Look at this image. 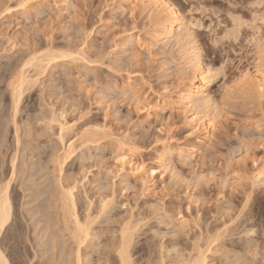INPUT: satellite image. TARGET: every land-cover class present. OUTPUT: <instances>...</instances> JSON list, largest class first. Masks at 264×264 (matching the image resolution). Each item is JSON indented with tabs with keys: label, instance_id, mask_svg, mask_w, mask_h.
Wrapping results in <instances>:
<instances>
[{
	"label": "rangeland",
	"instance_id": "obj_1",
	"mask_svg": "<svg viewBox=\"0 0 264 264\" xmlns=\"http://www.w3.org/2000/svg\"><path fill=\"white\" fill-rule=\"evenodd\" d=\"M24 1L21 6L22 0H0V171L9 179L15 163L17 176L10 182L11 230L0 235L9 263L72 262L65 227L55 220L63 216L57 189L77 180L72 211L81 221L90 213L94 221L95 233L81 252L85 264H117L115 243L122 227L133 233L132 264H159L160 258L176 264L178 255L194 257L198 246L210 248L207 264H264V55L259 51L264 0H165L188 29V39L179 41L164 34V15L155 18L147 4L69 0L65 10L62 0ZM234 17L242 19L236 32L230 23ZM185 49L194 56L192 63L198 61L197 71L204 70L205 94L213 103L210 116L199 115L215 125L205 141L177 103V91L193 78ZM45 51L57 56L56 63L27 83L28 89L24 85L14 119L9 82H15L29 55ZM28 67L22 69L35 78ZM246 73L252 81L243 79ZM52 112L61 113L69 127L65 144L76 146L61 166ZM119 153L142 170H121ZM106 200L109 207L101 213Z\"/></svg>",
	"mask_w": 264,
	"mask_h": 264
},
{
	"label": "bare ground",
	"instance_id": "obj_2",
	"mask_svg": "<svg viewBox=\"0 0 264 264\" xmlns=\"http://www.w3.org/2000/svg\"><path fill=\"white\" fill-rule=\"evenodd\" d=\"M131 2V4L132 5H137L138 3V5H148L151 9H153L154 10V17L156 18H158V17H160V15H164V17H165V20H164V22H163V24H164V27H162V28H164V34L167 36V37H169V39H172V38H174V39H177L178 41L179 40H181V39H183L184 37L186 38L187 37V39H188V37L190 36V35H188V32H187V28L183 25V23H182V18H180V16H179V14L174 10V8H173V6L171 5V4H169V3H167L165 0H149V1H147V0H130ZM252 1V0H251ZM256 2L258 1L259 2V0H255ZM254 1V2H255ZM21 2V1H20ZM136 2H137V4H136ZM147 2V3H146ZM254 3L255 5L258 3ZM262 2V1H261ZM247 3V2H246ZM251 4V2H248V4ZM21 4V3H20ZM25 4V1L24 0H22V4H21V6H23ZM70 4H71V2H70ZM70 4H69V0H62V6H63V9H68V7L70 6ZM130 4V5H131ZM244 4H245V2H244ZM261 4V3H260ZM69 5V6H68ZM253 4H251L250 6H252ZM247 6V5H246ZM258 6H260V5H258ZM257 6V7H258ZM134 8H136V7H134L133 6V9ZM252 8H253V6H252ZM258 10H259V8H257ZM69 10V9H68ZM132 10V9H131ZM249 10V9H248ZM252 10V9H251ZM255 10H256V8H255ZM254 10V11H255ZM253 11V10H252ZM232 12V11H231ZM235 12V11H234ZM260 12V11H259ZM258 12V13H259ZM228 13H229V11H228ZM250 13V12H249ZM255 13H257V10H256V12ZM261 13V12H260ZM227 14V13H226ZM230 14V13H229ZM229 14H227V15H229ZM236 14H237V11H236ZM250 14H252V13H250ZM233 15V14H232ZM255 15V18L257 17L256 15H258V14H254ZM260 15V14H259ZM234 16H236V15H234ZM239 16V15H238ZM250 16H252V15H250ZM231 17V16H230ZM229 17V18H230ZM240 17V16H239ZM240 18H242V17H240ZM240 18H238V19H240ZM252 18V20H253V16L251 17ZM232 19V18H231ZM230 19V20H231ZM237 18L235 19V17H234V19H232V22L230 21V23H232V28L233 29H235V32L236 31H238V30H236L237 28L236 27H238L240 24H237L238 22H240L239 20H238ZM261 19V18H260ZM259 18H258V20H260ZM158 20V19H157ZM252 20H251V22H252ZM156 21V20H155ZM249 21H250V19H249ZM248 21V22H249ZM255 21V20H254ZM243 24H244V22H243ZM251 24H254V22H252V23H250V25ZM163 26V25H162ZM242 26V25H241ZM241 26H239V27H241ZM247 26V25H246ZM252 27H254V25L252 26ZM229 28V27H228ZM232 28H230V29H232ZM230 29H228V30H230ZM233 29L231 30L232 32L231 33H233ZM178 31L177 33H175V31ZM226 30V29H225ZM227 30V31H228ZM235 32H234V34L233 35H236L235 34ZM227 33V32H226ZM224 35H225V32L223 33ZM230 34V32L228 33V35ZM238 34V33H237ZM231 35V34H230ZM229 35V36H230ZM237 36V35H236ZM155 38L157 37V36H154ZM225 37V36H224ZM227 37V36H226ZM225 37V38H226ZM185 38L183 39V40H185ZM157 39V38H156ZM165 39H167V38H165ZM233 39H236V38H233ZM190 41V40H189ZM256 41V40H255ZM260 41V40H259ZM258 40H257V42H256V44H257V49L260 47V45L258 44V43H260ZM181 42V41H180ZM186 42H187V40H186ZM188 45H190L191 46V44H188ZM259 45V46H258ZM187 46V45H186ZM188 48H189V46H188ZM194 49V48H193ZM48 50H50V49H48ZM190 50H186L185 49V53H184V60L186 61V64L188 65V69L192 72V75H193V78L191 79V81H190V83L188 84L189 86L184 90V91H177V103H178V106H179V108L180 109H182L183 110V114H185V113H190V115H189V117H187L188 118V120H190L192 123L191 124H194V130L196 129V131L198 130V131H203V133H202V136H203V138H204V141L205 140H208V138H209V134L211 133V131H213L214 130V128H215V125H214V122H213V120L212 119H210V118H205L204 116H199V115H202L203 114V112H206V113H208V115L210 116V114H212V112L214 111V109H213V103L209 100L210 99V97L208 98L207 96H206V94H205V92H206V86H207V78H205V76H204V74L203 73H205V72H202V71H204V70H202L201 68V71H197V67H198V65H199V63H198V61H196V62H193L192 63V61H193V58L192 57H194V56H191L192 54L189 52ZM259 51H261L260 52V56L261 57H263V55H264V48L262 49V46L259 48ZM47 51H45V53H46ZM33 53V52H32ZM43 53L42 52V54H32V55H29V56H31L28 60H27V62H26V60L25 61H23L24 62V65L22 66V67H20V66H18L19 67V70L20 71H18L17 70V73L19 72V75L16 73V76H14L15 78V82H9V83H11V85L8 83V85H10L11 86V89L10 90H8V91H10L11 92V100H12V102H13V113H12V115H13V117L12 118H14L15 119V113L17 112V110H18V107L16 108V103H17V101H19V98L21 99V97H19V96H22V93H23V91H22V88H24V85H25V88H27L26 87V84L27 83H30L31 81H35L36 80V78L37 77H39L40 76V73H42V71L43 72H45V70L48 68V67H51V66H54L53 64L54 63H56L55 62V60H56V57L54 56V54H52V53ZM261 53H262V55H261ZM28 55V54H27ZM195 56H196V54H195ZM28 57V56H27ZM26 57V58H27ZM260 57V58H261ZM25 58V59H26ZM259 58V59H260ZM264 58V57H263ZM196 59V58H195ZM194 59V60H195ZM23 60V59H22ZM83 60V59H82ZM20 61V60H19ZM23 62H22V64H23ZM26 62V63H25ZM198 64V65H197ZM27 65V67L29 66L30 67V65H31V67L33 68V71L35 72V78L33 77H30L28 74H26V72L27 71H25L24 72V68L23 67H25ZM186 65V66H187ZM28 67V68H29ZM30 67V68H31ZM21 68V69H20ZM23 68V69H22ZM13 69V68H12ZM199 70V69H198ZM13 72V71H12ZM28 73V72H27ZM26 75H28V76H26ZM39 75V76H38ZM260 76H262V75H260ZM13 77V75L11 76V78ZM199 77V79H196V78H198ZM10 78V79H11ZM250 78L251 79H253L252 78V76L249 74V73H246V74H244L243 75V79H248V81L250 80ZM254 79H256L255 77H254ZM256 80H259V79H256ZM263 80V79H262ZM250 81H252V80H250ZM254 81V80H253ZM261 81V80H260ZM255 82V81H254ZM259 82V81H258ZM258 82H257V86L258 87H260V89L261 88H263V83L262 82H260L259 84H258ZM32 83V82H31ZM30 83V84H31ZM262 83V84H261ZM30 84L28 85L27 84V86H30ZM33 85V84H32ZM31 85V86H32ZM10 86H9V88H10ZM29 88V87H28ZM27 88V89H28ZM26 89V90H27ZM22 91V92H21ZM24 91H25V89H24ZM10 94V93H9ZM21 94V95H20ZM209 96V95H208ZM20 102V101H19ZM12 105V104H11ZM11 105H10V108H11ZM17 109V110H16ZM10 111H11V109H10ZM50 111V110H49ZM48 111V112H49ZM47 112V113H48ZM53 112H55V111H53ZM52 112V115H50L51 116V120H52V122H54L53 120H56L57 122V128H58V134H57V141H58V143L60 144V146H61V151L56 155V159H58V160H61L60 162H59V164L57 163V162H55V163H57V165H59V166H61L63 163V160H66V158H68L67 156L69 155L70 156V154L74 151V142H68L69 144L67 145V144H65V135H66V133H67V130H68V126H67V124L66 123H64L61 119H62V114L60 113V114H58V116L57 115H55L54 113ZM192 112V113H191ZM202 113V114H201ZM49 114V113H48ZM11 115V116H12ZM17 115V114H16ZM205 115H207V114H205ZM47 116V115H46ZM46 116H45V118H46ZM55 116H57L58 118L56 119L55 118ZM186 116V115H185ZM208 117V116H207ZM40 118V117H39ZM39 118H37V119H39ZM47 119V118H46ZM50 119V118H49ZM48 119V120H49ZM11 120H13V119H11ZM42 120H43V115H42ZM42 120H41V122H42ZM51 120H49L50 122H51ZM14 121V120H13ZM36 121H39V120H36ZM48 121V122H49ZM51 122V123H52ZM12 123V122H11ZM13 123H16V122H13ZM12 123V124H13ZM15 125H18V124H15ZM23 127V126H22ZM14 128L15 127H12V129H13V131H14V134H15V130H14ZM27 128V127H26ZM102 128V127H101ZM104 128V127H103ZM19 130H20V126H19ZM18 130V128H17V132L19 131ZM98 130V129H97ZM96 130V131H97ZM100 130H102V129H99V132L98 133H100V132H102V131H100ZM22 131V130H21ZM89 131V130H88ZM16 132V135L18 134ZM23 132H24V129H23ZM22 132V133H23ZM87 132V131H86ZM90 132H91V129H90ZM25 133H27L26 131H25ZM24 133V134H25ZM88 134V133H87ZM93 134V133H92ZM105 134V133H104ZM27 135V134H26ZM91 135V134H90ZM101 135V134H100ZM106 135V134H105ZM80 136V135H79ZM85 136V132H83L82 131V133H81V136L80 137H84ZM89 136V135H88ZM87 136V137H88ZM96 136V135H95ZM95 136H94V138H95ZM98 136V135H97ZM211 136V135H210ZM2 137V136H1ZM15 137V136H14ZM18 137V136H17ZM16 137V138H17ZM85 138V137H84ZM19 139V138H18ZM17 139V140H18ZM88 139V138H87ZM81 140V139H80ZM79 140V141H80ZM1 141V140H0ZM95 141H97V140H95ZM116 141V140H115ZM201 141V140H200ZM2 142V141H1ZM84 142V141H83ZM15 143H17L18 144V141H16ZM86 143V142H85ZM205 143V142H204ZM16 144V149L18 148V145ZM87 144V143H86ZM118 144H123V142H120V141H118L117 140V145ZM3 145V144H2ZM1 145V146H2ZM85 145V144H84ZM14 146H15V144H14ZM123 146V145H122ZM76 147V146H75ZM26 148V147H25ZM24 151V150H23ZM193 151V150H192ZM3 152V151H2ZM1 153V152H0ZM16 153H18V150H17V152ZM15 153V154H16ZM30 153V152H29ZM37 153V152H36ZM42 153V152H41ZM40 152L38 153L39 155L41 154ZM53 153V152H52ZM4 154V153H3ZM31 154V153H30ZM43 154V153H42ZM41 154V155H42ZM17 155V154H16ZM15 155V156H16ZM25 155V154H24ZM27 155V154H26ZM26 155H25V157H26ZM29 155V154H28ZM27 155V156H28ZM55 155V154H54ZM33 158L34 157H36V155L34 156V153H33ZM31 156V157H32ZM188 156H190V154H188ZM0 157H1V155H0ZM13 157V156H12ZM18 157V156H17ZM29 157V156H28ZM27 157V158H28ZM191 157V156H190ZM15 158V157H14ZM53 158V157H52ZM10 159H12V158H10ZM9 159V160H10ZM18 159V158H17ZM53 159H55V158H53ZM52 159V160H53ZM116 159H117V161H118V164H119V166L121 167V170H123V169H125V167H128L129 169L131 168V167H134L135 166V164H132L131 162H130V160H129V158L127 157V155L126 154H124V153H119L118 155H117V157H116ZM188 159H190V158H188ZM23 160H26V159H24V157H23ZM187 160V159H186ZM11 161V160H10ZM13 161V160H12ZM16 161H18V160H16ZM55 161V160H54ZM53 162V161H52ZM160 162V164H161V166L162 167H166L167 165H165L164 163H163V160H161V161H159ZM21 163H23V162H21ZM54 163V162H53ZM54 163V164H55ZM62 163V164H61ZM166 163V162H165ZM25 164V163H24ZM39 164V163H38ZM36 165L35 164V166H39V165ZM44 164V163H43ZM10 165H12L11 166V170H9V168H8V170L10 171V174H8V176L10 177H8L9 179H7L6 180V177H7V175L5 174V172L4 171H0V219H3L4 221H5V223H4V228L2 229V230H0V235L1 234H3V236H4V233H6V231L9 229V223H10V217H11V215H12V200H11V194H12V191H11V188H10V182H12L11 180H12V177H14V175H16V173H14V169H15V167H14V165H15V163L13 164V163H10ZM45 165V164H44ZM56 165V164H55ZM56 165V166H57ZM1 166H4V165H1ZM16 166H17V164H16ZM23 166V165H22ZM26 166V165H25ZM33 166V165H32ZM41 166V165H40ZM39 166V167H40ZM55 166V167H56ZM17 168V167H16ZM25 168V167H24ZM30 168H31V166H30ZM33 168V167H32ZM41 168V167H40ZM43 168V170H44V166L42 167ZM41 168V169H42ZM54 168V167H53ZM139 168L140 167H136L135 166V170H139ZM23 169V168H22ZM35 169H36V167H35ZM133 168L132 169H130L131 171L132 170H134ZM1 170V169H0ZM25 170V169H24ZM30 170V169H29ZM32 170V169H31ZM37 170V169H36ZM53 170V169H52ZM58 170H61V169H58ZM142 169L140 168V170L139 171H141ZM8 171V172H9ZM26 171V170H25ZM41 172V170H37L36 172ZM54 171V170H53ZM136 171V172H137ZM138 171V172H139ZM7 172V171H6ZM7 172V173H8ZM16 172L18 173V171L16 170ZM20 172V171H19ZM30 172V171H29ZM29 172H28V174H29ZM38 172V173H39ZM152 172L153 171H150L149 173L152 175V176H150L151 178L153 177V174H152ZM26 173V172H25ZM32 172H30V174H31ZM43 173V172H42ZM60 173V172H59ZM149 173H148V175H149ZM45 174V173H44ZM6 175V176H5ZM18 175V174H17ZM25 175V174H24ZM23 175V178H25V176H28V175H25L24 176ZM32 175V174H31ZM30 175V176H31ZM36 175V174H35ZM40 174H38V176H39ZM47 175V174H46ZM41 176V175H40ZM42 176H43V174H42ZM41 176V177H42ZM15 177H17V176H15ZM15 177H14V179H15ZM37 177V176H36ZM41 177H40V179H41ZM22 178V177H21ZM26 178H28V177H26ZM34 178V177H33ZM55 178V177H54ZM13 179V180H14ZM28 179H30V178H28ZM43 179V178H42ZM60 179V178H59ZM35 180V179H34ZM34 180H31V181H34ZM22 181V180H21ZM23 181H24V179H23ZM36 181H37V179H36ZM57 181V180H56ZM26 182V181H25ZM60 183H61V181H59ZM77 183H79V181L77 182V180L75 181H73L71 184H69V185H62L61 184V186H59L58 187V185H57V187L59 188V189H57V190H60V195L59 196H61V197H59V198H61L60 200H59V202L60 203H58L59 204V206H57L58 207V209H54L53 208V203H52V205H50V208L51 209H54V210H58V211H62L63 212V216H61L60 217V220H55V222H59L60 221V223H62L63 225H64V229H65V232L67 233V238H68V240L67 241H65V243L64 244H68V242H69V245H70V247L73 249V260L71 259V261L72 262H70V260L68 259V261L66 260V263H62V264H85L87 261L86 260H88V259H86V260H84V256L82 255V248H85L86 249V247H87V249H88V247L89 246H87V242L88 241H90V239H92V237H93V234L92 233H95V232H92V230H91V228H90V226L92 227V225H91V222H92V218H91V216L89 215V214H86V216H85V218H84V220L82 219V221H81V218H79L78 216H77V214H76V212H74V211H72L73 209H74V198L75 197H73V192H74V190L77 188ZM44 184V183H43ZM57 184H58V182H57ZM47 187V186H46ZM21 188V187H20ZM27 189H28V187H27ZM40 189V188H39ZM50 189V188H49ZM49 189H47V190H49ZM23 190V189H22ZM33 190V189H32ZM34 190H36L37 191V189H34ZM42 190H44V189H42ZM14 191V190H13ZM30 191V190H29ZM41 192V191H40ZM33 194V193H32ZM41 194V193H40ZM44 194V193H43ZM46 194V193H45ZM51 194H52V192H51ZM53 195V194H52ZM47 196V195H46ZM58 196V195H57ZM30 197V196H29ZM33 197L34 196H32V201H33ZM37 197V196H36ZM52 197V196H51ZM24 198V197H23ZM49 198V197H48ZM47 199V198H46ZM54 199H55V197L52 199V201H54ZM40 200V199H39ZM51 200V199H50ZM15 201V200H14ZM14 201H13V203H14ZM46 201V200H45ZM48 201H49V199H48ZM48 201H47V203H48ZM55 201H57L56 199H55ZM110 201L111 200H106V201H101V205H100V208H99V211L101 212V213H104L105 212V208H106V206H108L109 204H110ZM38 202V201H37ZM76 202V201H75ZM55 203V202H54ZM46 204V203H45ZM58 204H56V205H58ZM46 206V205H45ZM91 206V205H90ZM14 207V206H13ZM40 207V206H39ZM56 207V208H57ZM87 207V206H86ZM109 207V206H108ZM15 208V207H14ZM49 208V207H48ZM47 208V209H48ZM50 209V210H51ZM42 210H44V209H42ZM75 210V209H74ZM88 210H89V207H88ZM104 210V212H102ZM41 211V210H40ZM39 211V212H40ZM47 211V210H46ZM55 211V212H56ZM91 211V210H90ZM51 212H54V211H51ZM54 212V213H55ZM87 212V211H86ZM57 213V212H56ZM61 212H59V214H60ZM106 213V212H105ZM58 214V215H59ZM43 215V214H42ZM62 215V214H61ZM100 215H102V214H100ZM96 217H97V215H96ZM83 218V217H82ZM95 219V218H94ZM98 219V218H97ZM49 221V220H48ZM94 222V221H93ZM92 222V223H93ZM14 224V223H13ZM50 224H53V226L56 224H54V223H50ZM57 225V224H56ZM12 226V225H11ZM52 226V225H51ZM182 226V225H181ZM15 227V226H14ZM49 228H50V226H49ZM15 228H12V230H14ZM17 229V228H16ZM15 229V230H16ZM129 229H131V228H129ZM9 230H11V229H9ZM21 230V229H20ZM62 230H63V228H62ZM132 231V230H131ZM131 231H129L128 230V227L126 228V227H122L120 230H119V236H118V238H117V242L115 243V245H116V260H117V264H132V259L130 258L131 257V255H129V247H131L130 245H131V241H132V232ZM15 232V231H14ZM59 232V231H58ZM63 233V232H62ZM132 233V234H131ZM180 233V232H179ZM15 234V233H14ZM18 234V233H17ZM65 234V233H64ZM64 234L62 235V236H64ZM98 234V233H97ZM66 235V234H65ZM58 236V235H57ZM4 238V237H3ZM61 238H63V237H61ZM50 239V238H49ZM54 239H57L56 237L54 238ZM53 239V240H54ZM95 239V238H94ZM93 239V240H94ZM6 240V239H5ZM12 240V239H11ZM93 240H92V242H93ZM210 241V240H209ZM6 242V241H5ZM61 242V241H60ZM207 242V241H206ZM6 243H8V241L6 242ZM212 243V242H211ZM2 244H3V241L1 240L0 241V255H2V261H0V264H10L9 262L10 261H8V259L3 255L4 253L1 251V246H2ZM41 244V243H40ZM53 244H54V242H53ZM53 244H51V245H53ZM62 244V243H61ZM57 245V244H56ZM194 245V244H193ZM212 245V244H211ZM55 246V245H54ZM94 246V245H93ZM92 246V244H91V247H93ZM7 247H9V245L7 246ZM12 247V246H11ZM46 247V246H45ZM44 247V248H45ZM57 247V246H56ZM59 247V246H58ZM199 247V246H198ZM195 248V256L194 257H190V256H187V257H185V255H183L184 256V259H183V257H181L180 258V256L181 255H178L179 256V258L181 259V260H179V258H178V261H177V263L176 264H207V262H206V259H207V251H209L210 250V248L208 249V250H202L201 249V247L200 248ZM206 247H207V245H206ZM43 248V247H42ZM50 248V247H49ZM49 248H48V251H50L49 250ZM63 248V247H62ZM68 248V247H67ZM4 249V248H3ZM39 249H41V248H39ZM55 249V248H54ZM57 249V248H56ZM55 249V250H56ZM59 249V248H58ZM70 249V248H69ZM161 249V248H160ZM194 249V248H193ZM7 250V249H6ZM47 250V249H46ZM52 250V249H51ZM66 250V249H65ZM94 250V249H93ZM190 250V249H189ZM39 251H41V250H39ZM52 251H54V250H52ZM71 251V250H70ZM130 251H131V249H130ZM41 252H43V251H41ZM62 252H64V251H62ZM67 252V251H66ZM65 252V253H66ZM69 252V251H68ZM67 252V253H68ZM161 252V251H160ZM168 252V251H167ZM187 252H189V251H187ZM192 253H193V251H192ZM12 254V253H11ZM45 254H46V252H45ZM189 254H190V252H189ZM53 255V254H52ZM91 255V254H90ZM162 255V254H161ZM187 255H188V253H187ZM10 256V255H9ZM56 256V255H55ZM65 256V255H64ZM87 256V255H86ZM160 257V256H159ZM162 257V256H161ZM69 258V257H68ZM88 258V257H87ZM63 259V258H62ZM176 259H177V257H176ZM163 261H165L164 260V258H160V261H159V264H165ZM64 262V261H63ZM105 263H107V261L105 262ZM170 263V262H169ZM89 264V263H88ZM91 264V263H90ZM168 264V263H167Z\"/></svg>",
	"mask_w": 264,
	"mask_h": 264
},
{
	"label": "snow or ice",
	"instance_id": "obj_3",
	"mask_svg": "<svg viewBox=\"0 0 264 264\" xmlns=\"http://www.w3.org/2000/svg\"><path fill=\"white\" fill-rule=\"evenodd\" d=\"M220 67L223 68L224 66L221 65ZM212 71H213V69L209 68V74H211ZM4 223H5V221L3 219H0V230H2L4 228ZM2 259H3L2 255H0V261H2Z\"/></svg>",
	"mask_w": 264,
	"mask_h": 264
}]
</instances>
